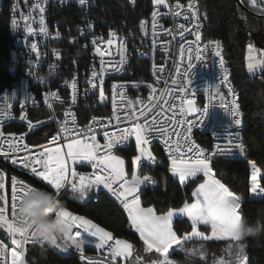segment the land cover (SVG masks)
Masks as SVG:
<instances>
[{
    "label": "built area",
    "instance_id": "1",
    "mask_svg": "<svg viewBox=\"0 0 264 264\" xmlns=\"http://www.w3.org/2000/svg\"><path fill=\"white\" fill-rule=\"evenodd\" d=\"M97 1L85 0L82 5L79 0H7L10 37L9 70L14 83L0 92V133H3L0 136V160L9 162L10 167L16 172L35 180L44 185L48 191L53 192L50 186L34 175L29 168L23 167L19 162L13 163V160L18 161L29 154L34 156L41 146H61L64 151H67V142L76 138L84 140L91 135L96 136V141L101 145L103 152V145L106 143L105 133L118 135L121 129L131 128L137 122L145 124L154 122L155 116L157 131L152 133L151 141L146 147L153 157L155 156L152 148L160 149L163 158L170 165V153L164 139L158 136V126L164 124L168 131L172 132L173 124L168 121L174 113L177 119L196 121L190 133L186 132L187 125L177 127L175 132L187 135L189 140L182 143L191 142L197 145L203 150L208 162L243 159L245 153L241 154L236 147V145L243 146L242 123L239 125L234 123L235 119L240 120L239 110L235 108L236 114H232L233 97L228 84L223 83L222 69H219L222 49L219 47L220 56H217L214 43L208 45V41H203L201 38L196 41V31L198 30L200 35L203 28L197 0H166L168 7L155 5L154 0H145L148 7L147 13L137 20L134 30L126 29L121 19L101 17ZM123 1L128 8L134 9L138 0ZM1 4L2 0H0ZM177 4L182 7L176 9ZM189 4H193L192 10L189 9ZM172 10L179 11L180 15H172ZM157 11L159 12L158 23L154 31L153 13ZM192 11L196 13L195 18L192 16ZM62 14H65V17ZM185 15L189 17L187 20ZM73 18L75 21L70 27L64 24V20L70 21ZM13 19L17 21L15 27L12 24ZM179 25H184L186 29L182 34ZM42 27L47 31L42 32ZM28 28L32 29L31 33ZM111 33H115L116 37L113 45L109 47L106 41ZM66 37L70 39V42H78L79 51L82 53L80 61L72 60L69 63L63 55L64 48L61 42ZM94 38H102L104 41L101 42L100 39L96 41V46L105 51L103 58L95 51L92 43ZM190 42L191 49H189ZM32 44L37 45L35 50L32 49ZM121 45H124L123 49ZM205 45H208L206 49ZM197 47L204 49L199 60L195 59ZM181 49L185 51L182 53ZM244 49L248 60L250 54L254 58L251 61L254 65L251 71L255 73L257 79L264 81V50L260 49L251 38L245 42ZM189 54L193 57L192 64L195 66L193 69H188ZM122 55L124 62L121 65ZM102 59L103 67L106 69L102 75L104 83L101 89L97 80V87L93 88L89 81L92 80L93 71L100 72ZM64 60L68 63L66 67L64 65L62 67ZM134 61L145 62L146 67L140 70L145 74L144 78L134 76ZM117 68L119 71L116 70ZM186 70L187 76L184 75ZM173 80L177 83L173 84ZM189 80L191 84L188 83ZM73 82H75V88L72 86ZM114 85L117 93L121 90L124 92L123 100L119 95L115 96V107ZM181 86L185 88L184 92H180ZM216 86H223V93H216ZM221 96L227 105L225 108L220 107ZM149 97L152 99L150 100ZM182 100L185 110L189 106L188 101L191 100L192 106L198 111L181 116L179 109ZM129 101L132 103L129 104ZM78 106L84 110L83 113L76 111ZM205 108L208 110V116L201 125L199 121L203 117ZM38 111L44 115L37 113ZM142 111L145 112L144 115H141ZM65 122L72 129V134L67 139L61 127ZM44 128H50V133L38 134ZM53 137H56L55 142ZM171 139L177 140L178 137L173 133ZM10 142H14L11 143L12 147L23 149L26 145L27 148L22 151H11ZM130 146L136 149V156L132 160V168L129 171L126 159L117 154V151ZM111 152L124 160L125 173L129 178L133 171L151 178L152 183L146 182L141 186L140 199L144 190L157 189L158 182L149 173L142 172V168L144 165L154 168L156 165L163 166V164L156 157L155 162L141 158L137 164L135 158L140 153L134 136L123 143L116 144ZM69 167L83 174H92L97 171L87 162L69 161ZM10 176L11 182L13 177L26 180L16 173H10ZM32 187H35L34 190L27 196L30 195L36 199L46 198V193L39 191L38 186L32 184ZM6 191L9 195L5 215L11 220V186H6ZM65 191H71V187L66 185L59 197ZM90 191L92 194L89 197L92 201L95 202L99 193H103L125 213L128 219L122 204L103 185L93 186ZM130 228L144 244L139 233L131 225ZM80 231L81 238L86 241L80 249H77L75 245L68 247L66 251L62 250L63 246L55 248L62 255H75L81 264H89V261H97L99 264H117L118 261V264H127L128 260H123L122 257L113 261L109 249V245L114 243L115 239L124 240L123 238L113 235L112 241L98 248L96 247L98 241L95 238ZM7 237L11 236L6 228L0 227V244H3L6 249V264H12L11 252L7 249ZM35 244L31 240L24 246L22 257L24 264L27 248Z\"/></svg>",
    "mask_w": 264,
    "mask_h": 264
},
{
    "label": "snow or ice",
    "instance_id": "2",
    "mask_svg": "<svg viewBox=\"0 0 264 264\" xmlns=\"http://www.w3.org/2000/svg\"><path fill=\"white\" fill-rule=\"evenodd\" d=\"M80 4H84L85 0H79ZM155 5H164L168 7L166 0H154ZM176 9L182 6L177 4ZM189 9H193V4H189ZM43 11V9H41ZM172 15H180L179 11L172 10ZM159 12L153 13V30L155 31L157 27V16ZM192 16L195 18L196 13L192 11ZM189 17L185 15L187 20ZM27 19V17H25ZM17 21L13 19L12 24L15 27ZM198 29V25L196 26ZM181 29V34L186 31L184 25H179ZM29 33L32 32L31 28H28ZM42 32H46V28H41ZM57 35H59L57 33ZM196 41L200 40L199 31L196 33ZM116 37L115 33L110 34V38L107 39L106 43L111 47L114 43ZM97 39L104 42L102 38H94L92 43L95 46L96 53L104 57L105 51L101 47L96 46ZM215 44L217 49L216 55L220 56V51L218 50L220 45L219 42L208 41V45ZM205 45V49L208 47ZM32 49L35 50L37 45L32 44ZM124 48V45H121ZM192 48L191 42L189 43V49ZM185 50L181 49L183 53ZM204 49L197 47L195 49L196 55L195 59H201V54ZM251 52V50H250ZM187 59L189 60L188 69H193L195 66L192 64L193 57L189 54ZM254 58L249 56L248 68L251 71L254 67L251 62ZM124 62L123 55L121 56L120 64ZM223 61L221 60V64ZM104 61L101 60L100 72H92V80L89 81L93 88L97 87V80L99 85L103 86L102 75L106 71L103 67ZM119 71V68L116 69ZM179 72V69H177ZM185 76L188 75L187 70L184 73ZM225 81L228 79L227 75L223 78ZM173 84L177 81L173 80ZM191 84V80L188 81ZM73 88H75V82H73ZM151 87V86H150ZM114 88V107H115V96L119 95L121 100L124 99V92L121 90L119 93L115 91ZM180 92H184L185 88L180 87ZM154 91V90H153ZM103 92L101 91V95ZM151 100L152 97H149ZM129 104L132 101L128 102ZM192 101H188L187 110L183 107V100L181 102V107L179 109V114L181 116L190 115L198 111L192 106ZM220 107L225 108L227 105L224 102V98L220 97ZM146 111V110H145ZM145 112L142 111L141 115ZM232 114H236L235 106H232ZM208 116L207 108L204 109L203 117L200 119V124L203 125L204 119ZM94 120L96 118H93ZM152 123H140L137 122L131 128L121 129L118 135H109L105 133L106 143L103 145L104 151H101V145L96 141V136L91 135L84 140L76 138L66 143L67 151L63 150V147H44L33 156L31 154L26 155L23 159L13 160V163L19 162L25 168H29L30 171L38 176L42 181L46 182L48 186L53 190V192L59 198L61 190L65 188L66 185L71 187L72 192L79 193L80 198H84L86 193L93 186L103 185L105 189L108 190L123 206V209L127 212L128 220L132 228L139 233L140 239L145 245V251L159 253L163 259H160V264H171L168 252L173 244H181L182 239L187 240L190 237L185 236L180 238L177 236L176 232L173 231V217L177 214L185 215L191 221L192 236H199L203 239L204 237L201 232L198 231L200 225H210L212 233L218 238L231 237L234 232V223L236 220L240 219L241 214L238 209L241 207L240 198L229 191L224 184H222L218 179H215L212 175V170L209 166L208 158L204 155L202 149H199L197 145L191 142L182 143V141H188L189 137L180 132H175L177 127L187 125L186 132L190 133L192 127L196 124V121H187L185 119H177L176 114L168 121V123L173 124V131L170 132L164 124H159L158 126V136L164 139L165 145L168 147L170 158H171V172L174 176H179L181 182L186 181L189 177H196L198 173H203L205 181L200 183L199 186L192 192V196L195 198L193 203H185L182 208L178 210L169 209L165 214H157L153 207H143L141 206L140 191L141 186L147 183H152L151 178L147 175H139L135 171L131 174L130 178L125 173L124 160L119 158L117 155L112 154L111 149L115 147L118 143H123L128 140L129 137L134 136L136 146L139 150V156L135 158V162L139 164L141 158H147L149 161L155 162V157H153L151 151L146 147L152 138V133L157 131V124L155 123V116L153 117ZM75 118L73 117V123ZM234 123L239 125L241 121L235 119ZM62 131L65 133V139L72 134V129L67 126V122L61 126ZM175 133L178 137L177 140H172L171 137ZM3 133H0L2 136ZM56 141V137H53V142ZM10 142L11 151H22L27 148L25 145L23 149L12 147ZM231 143V141H229ZM219 148V145L217 146ZM239 148L241 154L244 152L242 145H236ZM191 153L192 155H187ZM69 161L72 163L76 162H87L91 164L96 172L92 174H83L77 172L74 168L69 167ZM252 178L253 187L252 191L256 192L258 185H256V175L259 169L256 168L255 164L252 165ZM3 173L0 172V227H5L8 234L12 237V244L16 245V250L11 252L12 264H24L23 261V250L24 246L32 240L31 231L22 227L18 223V207L25 196L35 187L30 186L22 180H18L16 177L12 178L11 182V208H12V219L10 220L5 215V209L8 205V192L5 188V183L2 180ZM264 191V189H261ZM58 218H62V221L67 223L71 231V239L73 241L72 245H75L77 249L86 242L81 238V231L86 233L89 237H93L98 241L96 247L101 248L108 244L109 241L113 240V235L110 231L105 230L98 224L94 223L91 219L85 218L81 215H74L71 211L64 208L59 214ZM78 241V243H77ZM60 247V245H57ZM111 258L116 261L118 257H127L131 250L132 245L121 239H115L114 243L109 245ZM62 250H67V247H63ZM0 264H6V249L3 244H0ZM241 260L246 259L242 256ZM89 264H99L97 261H89ZM118 264V261H117Z\"/></svg>",
    "mask_w": 264,
    "mask_h": 264
},
{
    "label": "trees",
    "instance_id": "3",
    "mask_svg": "<svg viewBox=\"0 0 264 264\" xmlns=\"http://www.w3.org/2000/svg\"><path fill=\"white\" fill-rule=\"evenodd\" d=\"M246 10L241 9L235 0H197V6L203 20V28L200 38L203 41L218 40L222 49V59L228 70V80L236 92L237 104L240 111L242 123V143L245 157L240 160H213L209 162L212 174L225 185L234 195L240 198L241 207L238 212L250 220H264V81L257 79L255 73L247 69L245 54V42L248 38L253 39L260 49H264V19L257 14H264L261 9L253 8L245 0H241ZM100 16L106 19H121L126 29L134 30L137 20L146 15L148 7L145 0H138L134 9L128 8L123 0H98ZM67 8H65L66 10ZM65 17V14H62ZM75 18L64 20V24L72 25ZM66 37L62 40L63 55L69 63L72 60L80 61L82 53L76 41H69ZM10 37L8 31V9L7 0H2L0 5V92L14 83L9 67ZM134 76L144 78L145 74L140 70L146 67L145 62L134 61ZM66 67L68 63H62ZM63 69V68H62ZM264 74V63H263ZM77 112H82L78 106ZM37 113L44 115L38 111ZM97 114V112H93ZM46 115V114H45ZM50 128L42 129L38 134L49 132ZM50 133V132H49ZM48 133V134H49ZM40 140V138H39ZM152 152L163 166L156 165L151 168L144 165L142 172L149 173L158 182L157 189H146L141 194L143 207H153L157 214H165L169 209L178 210L185 203L192 202V190L202 180L201 177L190 180L181 185L175 180L169 169V163L163 158L160 149L154 147ZM123 156L132 168V160L136 156V149L130 146L127 149L117 151ZM259 169L256 175V192L252 191V165ZM0 170L5 176L16 173L25 181L48 190L44 185L26 177L10 167V163L0 160ZM59 199L65 204V208L73 214L81 215L91 219L94 223L110 231L112 235L123 238L134 250L133 255L140 256L144 261L154 257L155 254H145L143 244L132 232L125 213L105 194L99 193L94 202L88 197L81 200L79 195L65 191ZM173 231L177 236L183 238L189 236L192 231L191 224L185 218H181L179 212L173 217ZM205 234L209 233L208 227H199ZM213 238H217L212 234ZM183 240V239H182ZM185 241H183L184 243ZM194 243V242H193ZM204 250L207 260L222 255L227 242L205 241ZM177 244H173L174 248ZM10 252L16 250L9 247ZM243 253L246 264H264V236L257 239H249L244 242ZM182 256L173 252L169 258H181ZM25 264H81L75 255H62L51 247L45 246L41 249L37 244L29 246L25 254Z\"/></svg>",
    "mask_w": 264,
    "mask_h": 264
},
{
    "label": "clouds",
    "instance_id": "4",
    "mask_svg": "<svg viewBox=\"0 0 264 264\" xmlns=\"http://www.w3.org/2000/svg\"><path fill=\"white\" fill-rule=\"evenodd\" d=\"M46 193L45 199L25 196L18 207V223L31 231L32 240L41 249L48 247H71V231L67 223L58 218L65 208V204L54 192L46 189H38ZM79 195V193H77ZM236 223L235 230L230 237L233 243L228 245L229 249L235 247L238 258H242L244 242L249 239H257L264 236V220H250L241 215ZM78 243V241H77ZM185 255L181 258H169L172 264H197V258L205 255L204 244L191 243V238L185 240L182 245ZM238 258H233L223 264H238ZM133 264H139L133 261ZM143 264H160V258L154 257L145 260Z\"/></svg>",
    "mask_w": 264,
    "mask_h": 264
},
{
    "label": "rangeland",
    "instance_id": "5",
    "mask_svg": "<svg viewBox=\"0 0 264 264\" xmlns=\"http://www.w3.org/2000/svg\"><path fill=\"white\" fill-rule=\"evenodd\" d=\"M245 1H247L251 7L256 8V9H261V10L264 11V0H245ZM170 169H171V163L169 165V171H170L172 177L175 180H177L181 185L186 184L190 180H195L198 177H201L202 178V180L193 188L192 192L195 191V189L199 186L200 183H203L205 181V177L203 176V173L201 172V173H198L196 177H194V178L193 177H189L186 181L181 182L180 179H179V176L178 175L177 176H174L172 174V172H171ZM0 172L3 173L2 180L5 183V188H6V186H7V178H6V176H5V174H4L3 171L0 170ZM71 192H72V190H71ZM72 194L78 195L77 193H74V192H72ZM91 194H92V192L89 190L86 193V195L84 196V198H80V199L81 200H86L89 196H91ZM194 200H195V198L192 196V202L191 203H193ZM2 203L3 202L0 201V205H2ZM180 217L187 219L189 221V223L191 224V221L187 218V216L180 215ZM239 220L240 219L236 220L235 222H238ZM199 227H208L209 228V233L208 234H205V233L201 232L199 230ZM199 227H198V231L201 232L204 237H207V239H203V238H201L199 236H192L191 235L192 231H191V233L189 234V237L191 238V243H193V242L194 243H199V242H205V241H225V242H227V245H226L225 249L223 250V253H222L221 256L216 257V258H212L209 261L207 260L206 252L204 250L205 255L202 256V257L197 258V264H223V262L230 261L233 258H238L237 251H236L235 247H233L232 249H229V247H228V245L230 243H233L231 241L230 237H223V238H218L217 237V238H213L212 237V234L213 233H212V229H211V226L210 225H203L202 224ZM233 227H234V230H235L236 223H234ZM183 241H185V240H182V243L181 244H177L174 248L169 249V252H168V256L169 257H170V255L173 252H176V253L180 254L181 256L185 255L184 249L182 247ZM133 250H134V247L132 245V250H131L130 254L127 257H122V259L123 260H126V261L128 260L127 261V264H133V261H138L139 264H143L144 260L140 256H138V255H133L132 256ZM143 252L145 254H155V255H158L159 258L162 259L161 256L159 255V253H156L154 250L152 252L145 251V245L144 244H143ZM242 256L245 257L243 252H242ZM171 264H172V262H171ZM238 264H246V259L241 260V259L238 258Z\"/></svg>",
    "mask_w": 264,
    "mask_h": 264
},
{
    "label": "bare ground",
    "instance_id": "6",
    "mask_svg": "<svg viewBox=\"0 0 264 264\" xmlns=\"http://www.w3.org/2000/svg\"><path fill=\"white\" fill-rule=\"evenodd\" d=\"M219 45H220V43H219ZM220 48H221V45H220ZM222 61H223V59H222ZM219 69H222L223 78H224L225 75H227V77H228V70H227L224 62L221 64V61H219ZM223 83L228 84L230 94H232V97H233V105L235 106L236 109L239 110V107H238V104H237V99H236V92L234 91V89L230 85L229 80L227 79L225 81L223 79ZM216 93H223V86H216ZM239 115H240V111H239ZM240 121H241V118H240ZM241 130H242V126H241ZM22 181H24L27 184H29L30 186H32L31 183H29V182H27L25 180H22ZM7 186H11V176L10 175L7 176ZM10 246H13L16 249V245L12 244V237H7V249H9Z\"/></svg>",
    "mask_w": 264,
    "mask_h": 264
},
{
    "label": "water",
    "instance_id": "7",
    "mask_svg": "<svg viewBox=\"0 0 264 264\" xmlns=\"http://www.w3.org/2000/svg\"><path fill=\"white\" fill-rule=\"evenodd\" d=\"M235 2L237 3V5L241 8V9H243V10H246V8H245V6L243 5V3H242V1L241 0H235ZM257 16L259 17V18H263L264 19V14H257ZM52 249H54L56 252H58L59 254H61L60 252H59V250H57L55 247H51Z\"/></svg>",
    "mask_w": 264,
    "mask_h": 264
},
{
    "label": "crops",
    "instance_id": "8",
    "mask_svg": "<svg viewBox=\"0 0 264 264\" xmlns=\"http://www.w3.org/2000/svg\"><path fill=\"white\" fill-rule=\"evenodd\" d=\"M253 63V62H252ZM249 63H247V65H248ZM247 69L249 70V68H248V66H247Z\"/></svg>",
    "mask_w": 264,
    "mask_h": 264
}]
</instances>
